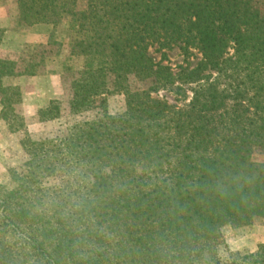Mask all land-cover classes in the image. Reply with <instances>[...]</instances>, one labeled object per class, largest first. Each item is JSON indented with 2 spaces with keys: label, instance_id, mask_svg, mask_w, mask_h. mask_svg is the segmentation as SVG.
Wrapping results in <instances>:
<instances>
[{
  "label": "trees",
  "instance_id": "obj_1",
  "mask_svg": "<svg viewBox=\"0 0 264 264\" xmlns=\"http://www.w3.org/2000/svg\"><path fill=\"white\" fill-rule=\"evenodd\" d=\"M16 1L28 24L70 16V112L112 92L125 95L127 110L73 128L67 163L87 182L76 190L74 232L31 233L35 260L18 262L3 246L0 264H264V245L230 263L213 252L222 226L264 216V161L254 156L264 153L260 2L87 0L78 9V0ZM152 47L162 51L157 62ZM174 47L200 59L173 73L164 59ZM11 65L0 60V79ZM131 77L147 88L132 91ZM176 81L194 84L185 109L151 96ZM58 114L57 102L41 112Z\"/></svg>",
  "mask_w": 264,
  "mask_h": 264
},
{
  "label": "rangeland",
  "instance_id": "obj_2",
  "mask_svg": "<svg viewBox=\"0 0 264 264\" xmlns=\"http://www.w3.org/2000/svg\"><path fill=\"white\" fill-rule=\"evenodd\" d=\"M258 1L264 14V0ZM86 7L87 0H78V9ZM69 22L67 15L56 25L42 21L28 24L20 21L16 0H0V60L10 62L7 70L13 71L0 79V248L8 246L18 253V262L24 258L27 263L35 260L36 249L28 239L31 233L36 235V231L48 227L66 229L71 235L76 229L77 221H72L73 213L76 214L75 194L87 182L74 177L80 165L73 164L72 158L67 163L71 156L66 149L73 128L103 121L106 113L118 116L127 110L125 95L112 92L97 97L91 109L70 112L72 72L63 66L70 51ZM165 52L168 60L164 59V64H169L173 73L186 66L194 67L200 59L194 49L189 56L178 47ZM149 54L157 62L162 51L152 47ZM25 68L33 74H24ZM129 85L132 91L148 86L133 77ZM193 88L194 84L176 81L168 90L151 96L176 109H185ZM56 102L60 114L43 117L41 112L52 109ZM254 156L264 161L263 152ZM3 201L5 205L1 204ZM49 219L48 226L45 222ZM46 243L45 249L55 248ZM262 245L264 216L248 225L222 226L213 252L221 262L230 263L234 258L257 253Z\"/></svg>",
  "mask_w": 264,
  "mask_h": 264
}]
</instances>
